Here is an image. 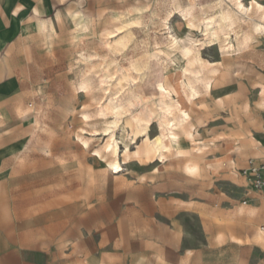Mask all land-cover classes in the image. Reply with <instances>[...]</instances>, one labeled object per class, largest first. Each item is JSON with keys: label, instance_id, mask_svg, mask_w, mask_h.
Returning a JSON list of instances; mask_svg holds the SVG:
<instances>
[{"label": "rangeland", "instance_id": "obj_1", "mask_svg": "<svg viewBox=\"0 0 264 264\" xmlns=\"http://www.w3.org/2000/svg\"><path fill=\"white\" fill-rule=\"evenodd\" d=\"M184 4L82 0L80 9L72 11L83 12L92 22L90 33L79 40L67 13L54 32L49 22L41 31L33 23L23 27L10 58L23 83L11 121L29 148L16 158L8 204L18 212L17 222L26 225L31 241L54 244L59 238L64 257L94 264H193L201 258L215 263L238 252L230 242H242L234 233H249L244 224L252 196L242 171L248 159L264 162V37L251 32L254 24L264 26V20L258 14L248 17L252 44L238 50L231 37L234 49H227L225 42L222 51L229 53L222 54L221 43L210 50L201 45L205 39L184 20ZM142 7L146 25L139 33L129 37V28L116 32L118 37L127 34L126 46L113 43L117 37L108 39L111 51L104 48L106 32L119 26L115 17L139 18L137 9ZM198 10L196 5L192 13L200 25L205 17ZM168 11L176 14L170 31L183 49H191L188 56L165 46ZM153 12L158 15L155 25L148 18ZM152 46L165 51L157 60L172 77L178 97L170 89L146 101L137 92L157 80L150 63ZM198 50L210 66L196 69L188 84L183 66ZM104 69H110L112 78L104 76ZM122 75L127 80L115 88ZM197 97L201 101L191 113L187 128L193 137L182 146L184 156L176 149L164 160L157 153L146 163L133 156L147 134L151 141L158 136V125L168 115L162 98L177 113L183 101L188 104ZM151 101L158 114L147 115L134 139L122 130L124 121L147 113ZM106 104L112 105L108 111ZM112 134L116 152L109 148ZM114 160L120 168L109 173L104 166ZM257 231L256 239L244 240L263 238L262 228Z\"/></svg>", "mask_w": 264, "mask_h": 264}, {"label": "bare ground", "instance_id": "obj_2", "mask_svg": "<svg viewBox=\"0 0 264 264\" xmlns=\"http://www.w3.org/2000/svg\"><path fill=\"white\" fill-rule=\"evenodd\" d=\"M208 3H211V5H208ZM196 5L198 6L199 9L198 10L199 15L205 17L203 18V21L200 25H198L195 22V15L192 13L193 7L194 6L196 7ZM173 7L176 10L179 9L178 7L175 6L174 3H173ZM232 7H234V10H232ZM169 9H171V6ZM183 9L186 12V14L183 15L184 20L191 24V26L193 27L192 29L194 31H199L200 35L205 39V42L202 43L201 45L207 44V46L205 47H209L208 49L210 50L217 43L219 44L221 43L219 45V50L221 51L220 53L222 54L229 53V51L226 52L222 51L223 49L222 44H224L225 42H227L226 45L227 49L229 48L234 49V45H230L231 42L229 40L230 39L232 40L231 37H234L237 44L239 46H242L241 48H239L238 46V50H242L243 48H248L252 44V37L248 33V30H250L249 21L247 20L248 17L252 16L253 14H258L261 17V19L264 20V5L261 4L258 0H248L247 2H245L244 0H223V1L185 0ZM145 10L146 9L144 7L137 9V12L140 13V17L138 16L139 18H133V17L127 18L124 15H117L115 17V20L119 22V26L117 27L116 31L106 32L105 38L107 40L105 41L104 48L110 51L112 50L113 46L111 44V41H108V39L117 38L118 35H115L116 32H118V34H123L125 32V29L129 28L130 29L129 37L136 36L139 33L138 28H142L146 25L144 21L146 20L145 19L146 16L143 13ZM168 12H169L168 14L165 12L166 15L164 17V19L166 20L165 26L167 27V29H169L168 31L169 36H167L168 38L165 46L171 47V49L174 50L175 52L179 49H182L183 55L188 56L191 54V49L190 48L183 49L181 44L178 42L177 38L175 37V35L172 33V31H170V24L174 19H176V14L173 12L171 13V11ZM129 14L131 15L132 13ZM63 16L64 15L62 14H58L56 16L57 22H61V20H63ZM67 17L72 23H75V26L77 27L75 30L76 32L75 38L77 40L81 39L84 36H87L88 33H90L91 22H92L91 17L85 16L81 11H68ZM148 18L151 24L155 25L156 21L158 20V15L157 13L153 12L151 15L148 16ZM37 30H40V26L37 27ZM52 30L55 31L54 26H52ZM251 32L253 36L255 35L259 37H264V26L258 23L254 24ZM143 41L145 40L143 39ZM164 41H166V39ZM159 42H160L159 39H157L155 41V44L159 45L160 44ZM113 43L125 47L126 44L128 43L127 34L118 37V39L114 40ZM153 47L154 46H152L150 53L152 57L150 63H151V67L157 73V80L154 86H152L150 83H147L143 87H140L137 90V92L146 101L149 100L150 97L155 98L159 94L161 95V91L168 90L170 92V89L173 91L175 96L178 97L177 89L171 86L170 83L172 77L169 74L165 73L164 66L161 65L157 60L158 54L160 53L165 54V51L162 49V47L159 48H153ZM242 53L243 51L237 52V55H241ZM88 58H90V56H88ZM91 66H96V64H92ZM209 66H210L209 62L204 61V59L202 58V54L200 50L192 54L187 64L183 66V72L186 74L187 83L188 84L192 83L191 79L189 78V75L193 74L196 69L199 68L207 69ZM104 71H105L104 74L105 77L112 78L110 69H104ZM126 80H127V76L122 75L121 77L117 78L114 87L115 88L117 86L122 87L123 83ZM201 80L205 81V78H201ZM211 80L212 78H210L208 81V83L210 84L209 85L210 92L213 87V82H211ZM103 82L104 81L102 77L101 83ZM142 90L145 91V94L142 93ZM170 101H172V98H170ZM200 101H201L200 97H197L194 100H189L188 104L185 101H183V106L180 107V110H178V112L176 113L175 112L176 106L172 103H166L165 98H162L161 103L164 104V107L166 108L165 110L168 113V115H164V117L160 121V124L158 125L159 126L158 136L155 138V140L151 141L150 135L147 134L144 143L142 144L141 147H139L136 150L133 156L138 158L140 162L146 163L149 160L151 161L153 159L152 157L157 153L159 154V157L162 160L166 159L167 155L171 154L173 149H176L178 154L183 153L182 146L184 142L188 138L193 137V134L187 128V126L189 125V121L191 119V113L194 110L195 105ZM111 106H112L111 104H106L105 109L108 111L110 108H112ZM179 113L181 114V116L179 115ZM148 114H154V115L158 114V110L156 109L155 103L153 101H151L150 105L148 106L147 113L143 112L140 115L137 114L135 116H132V118L129 117L126 118L122 130L126 131L127 134L130 133L131 135L134 136V139H136L138 137V133L140 132L141 128H143L145 126V123L147 122ZM35 119L37 118L35 117ZM126 128H129L130 132H128ZM108 142L112 143L111 146H109L111 151L116 152L118 147H117L115 135L112 134L108 139ZM130 150H131L130 148L127 149V152L125 153L126 157L130 156ZM96 152L99 154L98 151ZM104 168L109 173L115 170H119L120 168L119 161L116 160L114 163L111 164L106 162ZM186 168L189 170L190 169L189 165H187Z\"/></svg>", "mask_w": 264, "mask_h": 264}, {"label": "crops", "instance_id": "obj_3", "mask_svg": "<svg viewBox=\"0 0 264 264\" xmlns=\"http://www.w3.org/2000/svg\"><path fill=\"white\" fill-rule=\"evenodd\" d=\"M81 1L0 0V264H94L89 260L82 262L78 257H64L59 238L54 244L31 241L26 225L17 222L18 212L8 204L12 199L9 198L11 186L15 184L16 158L29 148L27 142H23L24 136L14 130L11 121L16 101L21 97L20 90L23 89L20 77L15 75L14 62L10 59L12 52L21 40L24 26L33 23L40 26L41 31V25L49 22L51 29L52 26L55 28L58 23L56 16L80 9L77 3ZM72 5L77 8H67ZM251 192V204L247 207L249 218L244 224L249 233H234L242 242H230L238 252L215 263L201 258L193 264H264V236L258 241L244 240L245 237L255 238L259 227L264 231V200Z\"/></svg>", "mask_w": 264, "mask_h": 264}, {"label": "built area", "instance_id": "obj_4", "mask_svg": "<svg viewBox=\"0 0 264 264\" xmlns=\"http://www.w3.org/2000/svg\"><path fill=\"white\" fill-rule=\"evenodd\" d=\"M242 172L248 179L250 190L264 200V162L248 159ZM242 204L246 205L247 202L243 201Z\"/></svg>", "mask_w": 264, "mask_h": 264}]
</instances>
